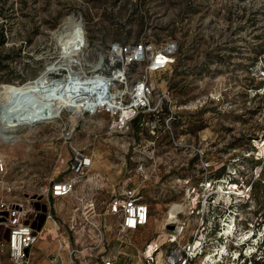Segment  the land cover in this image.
<instances>
[{
  "label": "rangeland",
  "instance_id": "rangeland-1",
  "mask_svg": "<svg viewBox=\"0 0 264 264\" xmlns=\"http://www.w3.org/2000/svg\"><path fill=\"white\" fill-rule=\"evenodd\" d=\"M168 36L177 39L174 60L148 72L156 106L121 128L105 108L63 106L42 119L31 116L37 95H1L32 80L67 76V93L83 86L75 75L116 78L114 41L158 45ZM144 65L126 67L128 82ZM121 88L111 86L117 100ZM0 96V199L40 209L79 149L91 164L71 193L106 197L131 186L149 205L148 223L125 242L109 235L121 260L151 243L158 264L170 247L187 254L185 264H264V0H0Z\"/></svg>",
  "mask_w": 264,
  "mask_h": 264
},
{
  "label": "built area",
  "instance_id": "built-area-1",
  "mask_svg": "<svg viewBox=\"0 0 264 264\" xmlns=\"http://www.w3.org/2000/svg\"><path fill=\"white\" fill-rule=\"evenodd\" d=\"M177 44V39L171 36L165 37L158 45L145 37L122 43L114 41L110 46V53L121 61L120 79L95 72L88 78H82L81 74L75 75L72 81L75 85H81L85 83L84 79H89L91 82L85 83V86L91 89L90 94L92 95V90H101L102 96L107 95L114 81H120L123 88L119 98L121 108L115 112L117 119H114L119 123L116 125L113 122L112 127L121 128L142 110L156 106L151 99L154 83L148 78V72L166 71L174 60ZM143 61L145 65L139 70L138 77L128 82L126 67ZM128 89L130 98L126 99ZM168 94V89H164L163 95L167 98ZM108 97L109 95L106 96ZM90 164L91 156L76 149L67 165L69 174L53 179L45 189L47 193H42L44 201L40 209H37L41 210L40 213L37 210L26 211L21 202L7 203L0 199V219L6 222L5 234L0 237V253L5 254L12 264H31V247L46 220H51L57 229L55 255L60 259V264H158L157 245L149 251L150 243L146 244L142 254L129 263L121 260L110 245L111 233L115 234L113 239L125 242L128 233L148 223L150 208L139 190L125 186L106 197L102 193H71L77 183L87 177ZM0 169H3L1 155ZM68 194L74 196L75 201L64 221L57 222L53 199ZM107 223L110 224L109 229ZM168 241L172 242L173 238ZM178 251L179 249L170 247L163 252V264H185L187 254H178Z\"/></svg>",
  "mask_w": 264,
  "mask_h": 264
},
{
  "label": "bare ground",
  "instance_id": "bare-ground-1",
  "mask_svg": "<svg viewBox=\"0 0 264 264\" xmlns=\"http://www.w3.org/2000/svg\"><path fill=\"white\" fill-rule=\"evenodd\" d=\"M115 75L118 77L120 76V74L118 73H116ZM84 82L89 83L91 82V80ZM85 83H83V86L81 87H79L80 86L79 84L75 85L74 87H79L78 90L77 89L74 90L70 87L71 89L69 88L67 93H63V91L70 86L69 79L67 76L53 81L49 79L46 80L41 79L34 81L32 80L26 83L22 88L11 87L2 90L1 95L6 100L13 98L16 92L21 93V95L23 96L22 98H26L29 95H37L40 99V105L37 106V108H35L33 111H31L32 112L31 116L42 119L55 117L56 114L60 111L61 107L63 106H69L72 109H76V110L77 109L83 110L89 108H94V109L105 108L107 110H111L112 111L111 113H115L118 109L121 108L120 100L116 99L115 94L110 93V89H108L109 91L107 92V95H109L108 98H106L107 95L102 96L103 91L101 90L100 91L92 90L93 91L92 95H89V93H91V89L89 88V86H85L86 85ZM15 115L19 116L20 114H15ZM117 123H119V121ZM114 124L116 123L114 122ZM182 229H183L182 226H178L179 233L182 231ZM152 247L153 244L150 243L149 251L152 249ZM160 255L161 253H159V257ZM159 262H161L160 258H159ZM163 263L164 262L162 261V264Z\"/></svg>",
  "mask_w": 264,
  "mask_h": 264
},
{
  "label": "crops",
  "instance_id": "crops-1",
  "mask_svg": "<svg viewBox=\"0 0 264 264\" xmlns=\"http://www.w3.org/2000/svg\"><path fill=\"white\" fill-rule=\"evenodd\" d=\"M74 201V196L68 194L53 199V205L55 210H59L60 214L64 215L63 217L66 218ZM56 230L55 224L51 220H46L44 222L30 250L32 258L31 264H60V259L55 255L57 248V240L55 238ZM4 258L8 260L5 254ZM62 258H64V252H62ZM0 264L6 263L0 260Z\"/></svg>",
  "mask_w": 264,
  "mask_h": 264
}]
</instances>
